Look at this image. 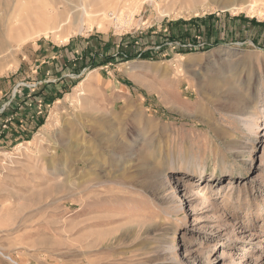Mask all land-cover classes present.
Listing matches in <instances>:
<instances>
[{
    "label": "rangeland",
    "instance_id": "obj_1",
    "mask_svg": "<svg viewBox=\"0 0 264 264\" xmlns=\"http://www.w3.org/2000/svg\"><path fill=\"white\" fill-rule=\"evenodd\" d=\"M0 39V264H264V0H0ZM71 44L79 70L19 115Z\"/></svg>",
    "mask_w": 264,
    "mask_h": 264
},
{
    "label": "bare ground",
    "instance_id": "obj_2",
    "mask_svg": "<svg viewBox=\"0 0 264 264\" xmlns=\"http://www.w3.org/2000/svg\"><path fill=\"white\" fill-rule=\"evenodd\" d=\"M107 6H111V3L110 4H107L105 6L104 2L101 1V2L97 3L95 9L91 8L92 10H90V11L87 8L83 7V6H79V5L78 6H73L72 9H69V11L67 12V14H66L65 17H61L60 16V13L57 12V9H56L57 7L54 6V9H56V10H55L54 13L51 12V11H49L47 13V20H46L45 24L43 25L44 26V29L43 30L46 31V33L47 32L56 33L57 31L61 30L62 27L64 29V28H66V25L69 26L71 23H72L71 26H73V23L76 24V22H77V24L79 26L77 29L78 30H81L83 28V21L85 20L84 19L85 17L87 18V17H89L91 15H93V16H101V20L102 21L105 18H107L109 16V14H108L109 13V10H108V12L105 10V9H107L106 8ZM224 9L225 10H229L231 8L229 7V8H224ZM110 12H112L111 19L114 18L112 21L117 25L120 22L119 21L120 17L118 16V12H116V13H113V11H110ZM32 25H33L32 22H28L27 25H24V26H26L28 28V27H31ZM64 25H65V27H64ZM2 52H3V50L0 51V53H2ZM246 119L244 117V120H243L244 123L247 122ZM249 127L253 131V137L252 138H257L258 139L260 136H263L264 135V132H262V130H259L262 127V125H260L258 123H255V122L254 123H251L250 122ZM82 129H83V134H85V135L87 134L88 130H90V132H92V131L93 132H97V130L95 128L92 129L90 127V125H88V126H82ZM90 136H91V134H90ZM249 143L250 144H249L248 147H246L245 143L241 146V156L244 159L246 157V159L251 160V164H252L254 155L251 156V154H249V152H250L249 149L251 148V150H252L257 145H255V143L253 141H251ZM53 145H54L53 146L54 147V151H53V154H52V158H54L55 156H57V153H58V149H59V145L60 144L59 145L58 144L56 145V143H55ZM246 148H247V150H246ZM50 163H52V162H50ZM229 175L231 176L232 174H229ZM243 176L245 177V175H243ZM167 190H168L167 184H165V182L164 183L162 182L161 183V192L163 193L162 194V197H167L169 195L168 194L169 191H167ZM170 248H173V246H170ZM5 256L8 259H10V257H8L7 255H5Z\"/></svg>",
    "mask_w": 264,
    "mask_h": 264
},
{
    "label": "crops",
    "instance_id": "obj_3",
    "mask_svg": "<svg viewBox=\"0 0 264 264\" xmlns=\"http://www.w3.org/2000/svg\"><path fill=\"white\" fill-rule=\"evenodd\" d=\"M93 43V42H91ZM74 46V44H71L68 48H64V49H59L58 47H48L46 50V54L45 56H42V60H41V65H40V76L37 77V84L40 85L38 88L36 89H24V92L22 93L24 101H23V109L22 111H20L18 114L23 115V113H27V114H35V119L38 118L39 116L36 115L37 113H35V108H28V102H32L35 103L36 100H39L41 97L42 98H46L49 97L47 96V93L49 91H57L59 90V88L65 84V81H67L68 77V72L73 73L74 70L78 71L79 69H77L76 67H74L73 69H66L64 68L65 62L67 61L68 57L71 55V51H72V47ZM54 50V51H53ZM85 59V58H84ZM86 61L83 62L82 65H85ZM80 65V67L82 66ZM79 67V66H78ZM68 70V72H67ZM33 73V72H31ZM30 93V94H29ZM29 95V96H28ZM45 101H47L45 99ZM4 116H1V119H3ZM32 120V119H31ZM31 121L29 120L28 123H30Z\"/></svg>",
    "mask_w": 264,
    "mask_h": 264
},
{
    "label": "trees",
    "instance_id": "obj_4",
    "mask_svg": "<svg viewBox=\"0 0 264 264\" xmlns=\"http://www.w3.org/2000/svg\"><path fill=\"white\" fill-rule=\"evenodd\" d=\"M179 36H181V35H179ZM179 36H176L175 37V39H177V37H179ZM179 43H181V44H192V48L191 47H188V48H184V50H186V51H193V50H195L196 48H198V49H205V48H207L205 45H206V43L203 41H201V40H188V39H185V40H179ZM179 49H180V47H178ZM183 49V48H182ZM136 55H141V54H139V53H137ZM128 57V56H127ZM129 58V57H128ZM127 58V59H128Z\"/></svg>",
    "mask_w": 264,
    "mask_h": 264
},
{
    "label": "built area",
    "instance_id": "obj_5",
    "mask_svg": "<svg viewBox=\"0 0 264 264\" xmlns=\"http://www.w3.org/2000/svg\"><path fill=\"white\" fill-rule=\"evenodd\" d=\"M180 46H182V47H192V44H180V43H178Z\"/></svg>",
    "mask_w": 264,
    "mask_h": 264
}]
</instances>
